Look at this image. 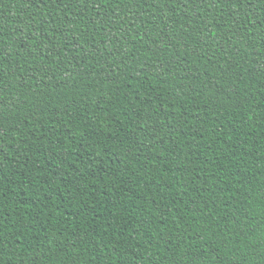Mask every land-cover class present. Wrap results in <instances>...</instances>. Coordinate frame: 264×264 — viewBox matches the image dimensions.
<instances>
[{"label":"trees","instance_id":"obj_1","mask_svg":"<svg viewBox=\"0 0 264 264\" xmlns=\"http://www.w3.org/2000/svg\"><path fill=\"white\" fill-rule=\"evenodd\" d=\"M0 264H264V0H0Z\"/></svg>","mask_w":264,"mask_h":264}]
</instances>
